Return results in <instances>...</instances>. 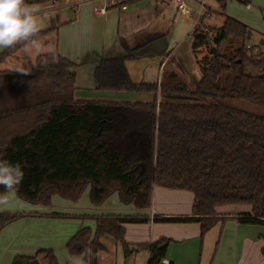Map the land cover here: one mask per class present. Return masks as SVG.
Returning <instances> with one entry per match:
<instances>
[{"label": "trees", "instance_id": "1", "mask_svg": "<svg viewBox=\"0 0 264 264\" xmlns=\"http://www.w3.org/2000/svg\"><path fill=\"white\" fill-rule=\"evenodd\" d=\"M54 1L60 0L28 3ZM216 1L226 7L227 0ZM204 17L192 30L202 74L196 86L181 79L171 85L134 82L126 60L136 58L139 47L102 59L95 73L99 89L152 94L150 101L76 99V63L57 50L59 63L45 67L37 57L29 74L0 70V159L21 164L17 194L34 204H49L55 194L78 201L90 186L94 206L118 193L138 210L96 214L95 234L82 227L73 235L69 250L84 255L85 264H98L105 235L120 241L127 255L147 250L148 264H160L171 239L133 245L124 227L151 220L147 211L156 185L191 191L194 203L190 215L155 214V222H198L204 237L226 219L218 207L249 205L251 211L235 216L237 221L264 225V116L222 101L240 98L264 106V50L250 43L253 30L243 21L225 15L223 27L216 28L204 25ZM50 30H41L40 39ZM22 47L6 49L0 62ZM204 47L209 52L199 57ZM23 216L0 212V231ZM38 253L48 264H59L52 249ZM37 255H18L12 264H31Z\"/></svg>", "mask_w": 264, "mask_h": 264}, {"label": "crops", "instance_id": "2", "mask_svg": "<svg viewBox=\"0 0 264 264\" xmlns=\"http://www.w3.org/2000/svg\"><path fill=\"white\" fill-rule=\"evenodd\" d=\"M76 1L60 0L57 3L41 5V13L70 11V15L65 16L63 20L57 14L56 20L51 19L45 28H41V30L51 29L41 40L46 44L52 43L57 51L76 63L74 69L77 75L76 99L126 101L112 99L118 98L119 93L123 92L99 89L95 73L103 58L126 56L127 51L134 47H139L138 56L126 60L128 71L134 82L160 84L164 80L171 85L174 81L181 79L196 86L201 80V70L199 73L184 70L175 61L174 48L172 49L167 34L168 30L175 29L170 22L171 13L168 14L167 9L171 6L158 4L157 0H135L129 3L126 10L121 9L119 4H109L105 14H98L94 8L106 5L107 0H91L77 7L72 6L71 4ZM189 2L196 9H201L195 0H189ZM249 4L252 7L250 2ZM204 9L206 13L211 11L208 6L202 8V11ZM173 17L174 22L176 12ZM182 19L192 26L198 20L195 15ZM5 50H0V55ZM36 59L37 57L27 54L22 47L0 62V70H15L17 67L32 70L36 66L32 69H28V66H34ZM178 60L183 61L180 58ZM84 89L89 93H85L82 97L76 95ZM91 95L100 97L88 99ZM148 95L151 99L147 101L152 100L153 95ZM107 97L111 99H106ZM193 203L194 194L191 191L154 186L152 207L147 211L151 220L147 223H125L126 240L135 245L170 238L165 258L169 259L171 264H264V225L243 224L235 218L242 212H250L249 205H235L236 209L233 211L223 210L230 209L225 208L226 205L218 207V213L226 216V219L219 221L204 237L201 224L198 222L157 223L153 220L155 214L166 217L190 215ZM98 207L100 206H95V209ZM134 211L136 213L138 210ZM51 214L54 215L50 218H46L47 214L36 215V217H40V221L52 222H61L69 217L61 211ZM14 223L13 226L18 221ZM6 227L0 231L3 239L7 238ZM142 251L147 253L145 264H148L150 254L147 250ZM139 253L140 251L131 256L137 257ZM41 263L48 264L46 260H41Z\"/></svg>", "mask_w": 264, "mask_h": 264}, {"label": "rangeland", "instance_id": "3", "mask_svg": "<svg viewBox=\"0 0 264 264\" xmlns=\"http://www.w3.org/2000/svg\"><path fill=\"white\" fill-rule=\"evenodd\" d=\"M252 7H248L240 0H227L226 7L222 9L221 5L216 0H207V6L211 8V13L206 15L204 9L203 24L209 27L221 28L225 22V15L235 17L244 23L248 24L253 30V35L250 40L251 44L260 46L264 50L262 40H264V0H250ZM193 6V5H192ZM194 7V6H193ZM170 15V22L175 26L174 31H167L172 49L174 48V58L176 63L183 67L184 70L194 72L200 71L197 63L196 54L192 49V30L193 26L186 23L180 17L173 22V14L175 13L173 7L167 8ZM173 12V14H172ZM59 14L61 20L65 16L70 15V11H62L59 13H40L39 19L42 28H45L51 19L56 20ZM168 16V15H167ZM198 19L199 16L197 15ZM201 18H199L200 20ZM51 40V39H50ZM209 49L204 47L199 57L207 54ZM15 54V53H14ZM13 55V54H12ZM183 59L181 60L178 59ZM34 66H28L32 69ZM248 71L255 73L256 71L248 67ZM85 93H89L86 89L77 92L76 95L82 97ZM94 94V93H90ZM117 100L126 101H147L150 95L146 93H119ZM88 99H97L100 96L91 95ZM161 98V95H159ZM105 99V98H103ZM106 99H111L107 97ZM223 103L237 109L247 111L249 113L264 116V106L256 105L246 99L227 98L222 100ZM91 187L88 186L78 201L62 197L59 194L53 195L49 204H34L22 199L16 192V196L12 201L11 207L0 212L19 213L24 215L23 219H18L15 226L14 222L6 227L7 238L3 239L0 236V264H12L16 255L25 254L28 256H38L39 262L43 259V254L38 253L41 249H52L56 260L59 264H85L84 255L71 253L68 247L69 240L82 227H89L93 234L96 233L97 221L94 217L96 214L105 212L112 213H134L135 207L121 202L119 194L114 193L109 199L98 209L91 202L90 197ZM235 205H226L223 210L233 211L236 209ZM244 206V205H240ZM131 207V208H130ZM245 208V207H237ZM97 210V211H96ZM56 211H61L69 215L63 221H40V217L36 215L47 214L46 218H50ZM99 212V213H98ZM244 213V212H242ZM28 217V219L26 218ZM37 218V219H32ZM147 223V222H145ZM159 223V222H157ZM13 226V227H12ZM263 226V225H262ZM42 231V232H41ZM41 232V233H40ZM102 243L106 246L105 250H101L98 254V264H145L146 252L140 251L137 257L127 255L124 251L122 243L110 235H105L101 238ZM8 250V251H7ZM9 255V256H8ZM135 258L137 260H135ZM135 262V263H134Z\"/></svg>", "mask_w": 264, "mask_h": 264}, {"label": "clouds", "instance_id": "4", "mask_svg": "<svg viewBox=\"0 0 264 264\" xmlns=\"http://www.w3.org/2000/svg\"><path fill=\"white\" fill-rule=\"evenodd\" d=\"M41 8V4L28 3V0H0V50L22 45L27 54L39 57L41 65L46 67L49 63H59V56L52 43L46 44L39 37ZM15 71L30 73L23 67H17ZM23 178L24 171L19 162L13 164L0 159V187L5 189L0 193V211L11 207Z\"/></svg>", "mask_w": 264, "mask_h": 264}, {"label": "built area", "instance_id": "5", "mask_svg": "<svg viewBox=\"0 0 264 264\" xmlns=\"http://www.w3.org/2000/svg\"><path fill=\"white\" fill-rule=\"evenodd\" d=\"M87 1H91V0H77L76 2L72 3L71 5L74 7H77L78 5H80L83 2H87ZM135 1V0H107V4L104 6H97L94 8V11L98 14H105L107 9H108V5L109 4H119L121 9L126 10L128 9L129 3ZM199 7L201 9H196L195 7H193L189 0H157L158 4H164V5H168L173 7V9L176 12V17L175 20L178 19V17L180 18H190L193 15L195 16H199V18H201L204 14L202 11V8H206L207 7V0H195ZM55 3H57L58 1H54ZM248 7H250V4L247 3L246 4ZM199 18L198 20L194 23L193 28L198 24L199 22ZM193 38V36H192ZM249 47H251V45H249ZM255 51H259L260 48L259 47H254ZM160 264H171V261L169 259L163 258L160 262Z\"/></svg>", "mask_w": 264, "mask_h": 264}, {"label": "water", "instance_id": "6", "mask_svg": "<svg viewBox=\"0 0 264 264\" xmlns=\"http://www.w3.org/2000/svg\"><path fill=\"white\" fill-rule=\"evenodd\" d=\"M39 263V260L38 259H33L32 261H31V264H38Z\"/></svg>", "mask_w": 264, "mask_h": 264}]
</instances>
